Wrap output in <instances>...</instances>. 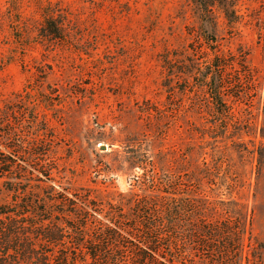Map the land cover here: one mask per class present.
I'll return each mask as SVG.
<instances>
[{
    "label": "rangeland",
    "instance_id": "obj_1",
    "mask_svg": "<svg viewBox=\"0 0 264 264\" xmlns=\"http://www.w3.org/2000/svg\"><path fill=\"white\" fill-rule=\"evenodd\" d=\"M234 8L208 45L196 0H0V206L83 196L108 224L147 202L177 264H264V0ZM194 44L227 64L229 121L180 71Z\"/></svg>",
    "mask_w": 264,
    "mask_h": 264
},
{
    "label": "trees",
    "instance_id": "obj_2",
    "mask_svg": "<svg viewBox=\"0 0 264 264\" xmlns=\"http://www.w3.org/2000/svg\"><path fill=\"white\" fill-rule=\"evenodd\" d=\"M196 2L201 9L199 35L210 45L216 42L214 7L220 6L227 22L233 24L238 17L234 0ZM43 22V35L53 38L63 35L59 23L49 12H45ZM189 47L191 52L187 58L190 63L181 65L180 71L188 76L199 73L195 76L199 81L198 91L194 88L193 91L204 92L216 111L229 121L232 111L225 99V90L231 84L229 78L224 77L227 64L217 63L215 59L218 57L207 60L206 64L195 62L193 57L206 53V50H198L195 44ZM221 58L222 55L220 61ZM170 175L164 185L174 187L176 192L168 190L167 193L171 196L182 194L176 187L181 175ZM136 205V209L132 208L134 217L124 220L125 214L120 213L121 219L108 218V224L97 217L102 214L99 205L83 196L59 202L26 199L11 206H0V264H177L174 254L177 234L164 232L161 224L154 225L156 218L154 215L150 217L145 206L147 202L141 204L139 201ZM56 212L63 215L61 220L66 228L56 224L59 219L57 216L53 218ZM165 213L170 223L173 224L170 221L173 219L176 222L178 210L169 208ZM204 247L212 248L209 244Z\"/></svg>",
    "mask_w": 264,
    "mask_h": 264
},
{
    "label": "water",
    "instance_id": "obj_3",
    "mask_svg": "<svg viewBox=\"0 0 264 264\" xmlns=\"http://www.w3.org/2000/svg\"><path fill=\"white\" fill-rule=\"evenodd\" d=\"M103 147H105V146H103Z\"/></svg>",
    "mask_w": 264,
    "mask_h": 264
}]
</instances>
